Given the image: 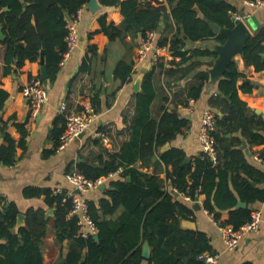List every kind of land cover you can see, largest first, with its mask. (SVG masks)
<instances>
[{
	"label": "trees",
	"instance_id": "obj_1",
	"mask_svg": "<svg viewBox=\"0 0 264 264\" xmlns=\"http://www.w3.org/2000/svg\"><path fill=\"white\" fill-rule=\"evenodd\" d=\"M168 1L169 7L160 3V0H99L104 9L119 8L124 18L122 24L117 26L107 20L106 14L100 16V31L107 34L110 40L121 37L124 39L129 34L142 37L150 30H158L164 21L171 26V20L176 25V31L166 36H163L162 30L159 32V42L169 48L172 59L168 60L166 54H161L157 64L146 75L143 90L137 94L136 114L129 127L132 130L131 139L123 142L121 150L111 154L109 160L97 155L95 160L100 161L98 164L83 160L77 166L92 180L109 177L123 168L118 179L110 180L111 189L107 190V197L101 198L99 202L90 201V213L98 224V239L95 235L83 237L79 232L78 217L69 216L71 202H63L62 197L52 195L51 190L47 191L50 201H57L55 222L59 238L73 240L65 264H143L146 260L143 256L146 241L152 248L149 264H204L199 256L206 251H213L211 240L205 232L183 227L182 220L193 213L188 203L176 199L174 190L165 188V182L159 176L140 171L134 164L140 159L147 162L157 154L160 145L174 139L182 132V127L189 126L188 119L169 110H165L159 120L152 119V104L156 98L154 75L157 69L165 70L168 64H172L174 67L169 72H180L179 68L183 63L192 59L183 50L187 40L215 39L224 43L226 36L215 33L210 22L233 27L232 13L237 8L228 0ZM89 2L90 0H0V27L6 34V38L0 39V83L2 75L10 73L14 63L21 67L27 60L37 61L42 52L49 78L54 79L68 50V21ZM90 50L93 56L85 58L80 68L82 73L91 72L92 62L98 55L97 45H92ZM198 52L212 58L217 57V52L210 47L198 49L194 54ZM179 56L181 60L177 61L176 57ZM242 56L248 65L255 66L259 71L264 69V25L258 27L248 39ZM132 73L133 65L123 60L115 69L116 78L123 83L132 79ZM210 77L208 70L200 72L198 83L192 86L189 96L199 99ZM240 77L242 73L234 60L218 82L220 93L211 97L212 108L223 113L216 114L217 125L213 135L217 148L223 134L222 127L226 126L228 131L241 128L243 133H247L253 125L247 117V103L239 96ZM242 88L249 91L251 85L246 83ZM9 96L6 90L0 88V112ZM112 102L113 99L108 105H112ZM92 104L97 112L102 109L99 98L97 101L93 97ZM60 122L64 126L56 135L57 147L60 135L66 128L64 117L60 118ZM4 128L2 126V130ZM150 128L153 129L152 132L149 131ZM103 131L110 134L108 130ZM6 140L8 144L0 146V162L10 165L16 159V141L10 135L6 136ZM96 140L102 143L99 139ZM185 157V152L180 148H172L162 154L163 162L173 166V170L167 174V180L171 182L173 189L192 200L204 193L205 207L211 213L215 212V218L219 219L220 213L215 211L213 203L219 202L217 191L215 192L217 168L213 166L214 159L205 151L195 159L193 169V164L185 162ZM129 176L131 181H128ZM32 190L34 194L42 191L37 188ZM252 191L251 201L264 200V190ZM121 205L126 208L123 214L115 220L106 218L115 214ZM235 206L236 199L232 198V201L221 207L230 209V217L226 223L239 228L251 219V209ZM16 215L17 210L13 205L0 209V238L7 242L0 244V264H42L38 244L46 234L45 214L38 210L31 211L29 226L23 231L25 243L19 250H15L19 236L10 231ZM33 247L38 252L36 258L31 257ZM85 249L87 253L84 252Z\"/></svg>",
	"mask_w": 264,
	"mask_h": 264
},
{
	"label": "crops",
	"instance_id": "obj_2",
	"mask_svg": "<svg viewBox=\"0 0 264 264\" xmlns=\"http://www.w3.org/2000/svg\"><path fill=\"white\" fill-rule=\"evenodd\" d=\"M228 1L237 8V11L232 13V18L255 16L259 27L264 25V6H249L245 0ZM154 3L157 4L155 1ZM160 3L170 6L168 0H160ZM102 14H106L107 20L117 26H120L124 20L119 8H103L98 12L85 8L78 24L79 45L62 61L57 76L52 80L48 78L46 84L49 89V100L38 114L32 113L23 88L33 76L41 77V62L45 60L43 52L37 61L27 60L21 67H17L14 63L12 71L1 77L0 88L6 90L10 96L3 111L0 112V146L8 144L7 135L15 139L16 159L10 165L0 162V209L13 205L17 210L16 218L10 225V231L19 236L15 250H19L25 243L23 231L29 226L31 211L38 210L45 214L46 234L43 241L38 244L43 258L42 264H65L73 242L69 238H59V230L55 222L57 201L52 203L47 191L53 192L56 187L69 188L70 184L65 177L67 171L77 167L83 160L98 164L100 161L95 160L97 155L109 160L111 154L121 150L123 142L131 139L132 130L129 127L136 114L139 93L134 88V82L142 73L144 66V63H138L137 55L141 36L134 37L129 34L124 39L121 37L110 40L107 34L100 31L99 18ZM170 22H172L171 26L163 22L161 29L163 36L172 35L176 31L173 20ZM256 30H252L253 33ZM218 43L215 39L187 40L183 50H186L187 57L192 56V59L183 63L179 68L180 72L171 74L169 70L174 67L172 64H168L165 70L157 69L154 75L156 98L152 104V119L159 120L165 110H169L178 113L181 118L188 119L189 126L182 127V132L174 139L160 145L157 154L151 156L147 162L140 159L134 166L140 171L159 176L165 182V188L174 190L176 199L188 203L193 213L182 220V225L190 228L185 221H194L197 225L196 231L205 232L209 236L213 246L212 252L219 254L218 264H264V200H250L252 189L264 190V166L256 157H264V69L259 71L255 66L248 65L242 54L236 56L238 70L242 73V77L238 80L239 96L247 103V117L253 125L249 127L247 133H243L241 128L228 131L226 126L222 127L223 134L217 148L218 155L216 160H213V166L217 168L215 192L217 191L219 200L213 203L215 211L220 213L219 219L225 222L229 220L230 209L221 206L235 198V208H249L251 213L254 210L261 211L260 231L249 232L235 249H227L219 228L205 213L206 195L203 193L196 198L200 200L201 206L197 209L194 208L196 199H189L183 193L176 194L178 190L173 189L171 182L167 180V174L173 170V166L166 164L161 158L164 152L172 148H180L186 154L185 162L192 163L194 169L195 159L206 151L200 140L205 113L210 111L215 117L216 114H223L221 110H215L211 106V97L218 94V84L209 81L197 100L190 97L189 93L192 86L198 83L199 73L204 70L209 71L215 59L199 52L194 54L195 51L208 47L215 50V45ZM92 45H97L98 55L92 62L91 72L82 73L80 68L85 58L93 56L90 50ZM1 46L0 42V48ZM167 58L172 59L171 53L167 54ZM176 59L179 61L181 57ZM122 60L133 65L132 79L125 83L115 76V69ZM145 64H150L149 71L154 67V64L149 62ZM144 80L141 85L142 90ZM246 83L251 85V90L246 91L242 88ZM93 97L97 98V101L99 98L101 102L99 118L89 131L65 149L58 150L56 135L64 126V123L60 122V118L64 117L61 111L63 104H66L67 111H81L82 107L93 105ZM112 99V105H108ZM2 126L5 127L4 130ZM102 129L110 133V142L107 145L96 140L99 139L96 137V132ZM149 131L152 132L153 129L150 128ZM122 171L123 168L105 177L104 183L107 184L105 188L98 187L86 193L89 201L99 202L101 198L107 197V190L111 189L110 180L118 179ZM35 188L42 191L34 194L32 189ZM240 201L246 202V207L239 206ZM125 210V206L121 205L115 214L106 218L115 220ZM20 214L24 215L23 223H19ZM212 214L215 216L216 213L212 212ZM3 243L7 242L0 238V244ZM32 249L34 252L31 257L36 258L38 252L35 247ZM84 252L87 253V250L85 249ZM143 264H149V259Z\"/></svg>",
	"mask_w": 264,
	"mask_h": 264
},
{
	"label": "built area",
	"instance_id": "obj_3",
	"mask_svg": "<svg viewBox=\"0 0 264 264\" xmlns=\"http://www.w3.org/2000/svg\"><path fill=\"white\" fill-rule=\"evenodd\" d=\"M245 3L253 7L264 6V0H245ZM86 7H88V4L82 6L68 21V34L66 37L68 50L65 53L64 59L72 54L79 45L78 24ZM159 40L160 34L156 29L148 31L146 35L141 37V42L137 50L138 63L149 62L155 65L161 54L167 55L170 53L169 48L167 46H162L159 43ZM23 93L28 98L32 113L35 115L42 110L49 100L48 85L40 76H33L30 78L23 88ZM61 111L66 120V128L60 136L58 150L65 149L78 137L89 131L99 118V112H97L91 105L86 106L81 111H67V106L64 103ZM216 125L217 122L215 115L210 111L206 112L200 131V140L206 152L214 160L217 158L216 139L213 135L216 130ZM96 137L99 138L104 145H107L110 142V136L103 130L97 131ZM256 157L264 166V157ZM65 177L70 184V187H56L52 194H54V196L62 197L63 202H71L69 216L78 217L79 232L83 237L96 235L98 232V224L90 213V201L85 194L100 187V185L104 183V178L92 180L77 167L67 171ZM77 190L80 192H77ZM187 198L191 199L189 196ZM199 201V199H196V202ZM205 213L210 216L211 220L219 228L226 248L229 250L235 249L239 245L240 240L249 232L260 231L261 211L259 210H254L251 213V219L239 228H236L234 225L226 223L221 219H216L206 207ZM199 258L203 260L205 264H218L219 262V254L212 251H207L201 254Z\"/></svg>",
	"mask_w": 264,
	"mask_h": 264
},
{
	"label": "water",
	"instance_id": "obj_4",
	"mask_svg": "<svg viewBox=\"0 0 264 264\" xmlns=\"http://www.w3.org/2000/svg\"><path fill=\"white\" fill-rule=\"evenodd\" d=\"M28 3H25L27 5ZM88 9L93 12H98L102 8L99 0H90L88 3ZM234 26H221L216 22H210V26L213 31L217 34H223L226 36V41L224 43H218L215 45V51L217 52V57L214 59L212 66L209 68L210 72V81L213 84H218L220 79L224 76L229 65L235 60L236 56L243 54L248 39L254 34L252 30H256L259 27L258 19L255 16H249L246 19L241 17H233ZM162 26L159 27V32L161 31ZM0 38H6V34L3 31V28L0 27ZM42 74L41 78L47 83L49 78L48 70L46 67V62L43 59L42 62ZM150 69V64H145L142 68V73L138 75L136 81L134 82V88L137 92L142 90L141 85L144 80L146 73H148ZM218 93H220V89H218ZM169 144L167 145V147ZM128 181H131V177L128 178ZM107 186L106 183L100 185V188H105ZM77 192H80L77 190ZM178 194V192H176ZM239 206L246 207V202L240 201ZM199 202L194 204V208L200 209ZM24 215L20 214L19 223H23ZM185 224L193 230L197 229V225L194 221L187 220ZM95 238L98 239V235H95ZM143 256L145 259L151 258V246L148 241L144 243L143 246Z\"/></svg>",
	"mask_w": 264,
	"mask_h": 264
}]
</instances>
